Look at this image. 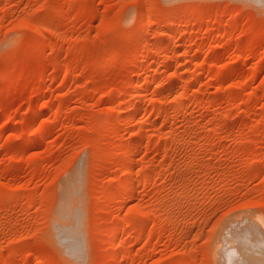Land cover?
I'll list each match as a JSON object with an SVG mask.
<instances>
[{"label": "rangeland", "instance_id": "374dc122", "mask_svg": "<svg viewBox=\"0 0 264 264\" xmlns=\"http://www.w3.org/2000/svg\"><path fill=\"white\" fill-rule=\"evenodd\" d=\"M230 219L264 233V0H0V264H217Z\"/></svg>", "mask_w": 264, "mask_h": 264}, {"label": "bare ground", "instance_id": "6f19581e", "mask_svg": "<svg viewBox=\"0 0 264 264\" xmlns=\"http://www.w3.org/2000/svg\"><path fill=\"white\" fill-rule=\"evenodd\" d=\"M124 182H125V179H124ZM63 189L67 190L66 188H63ZM68 196H69V193H68ZM64 198L66 199V197H64ZM67 211H68L67 213H69V209ZM62 213H63V211H62ZM71 213H73V211ZM60 214H61V212H60ZM69 214H67L68 217L65 218V219H68V221L66 220V223L67 222L69 223V220L71 219ZM73 215L75 216L74 213H73ZM73 215L71 214V217ZM76 216H77V214H76ZM59 217H60V215H59ZM60 220L62 222H64L62 219H60ZM74 221H72V222H74ZM77 221H78V219H77ZM246 221H247L246 219H245V222L242 221L243 224L246 225V223H247ZM248 221H250V220H248ZM62 222L59 223L58 226H56V228H61L60 226H61ZM227 222H228V224H227ZM227 222L223 224V225H226V224L227 225L223 228L222 232L219 234V237L217 236L218 238H216L217 239V240H215L216 242L213 241L214 247L211 245V248L213 247L214 248L213 251H215V252H213L214 256H216L215 253L218 254V259L215 258V261L218 262L217 264H264V233L260 231L261 229H259V227L256 224H254V225H256V227H258V229H259L258 230L252 224V223H254L252 221H250V224L248 223V225H246V226L245 225L241 226V220H238V222H237V221H234L233 219L231 221V219H230V220H227ZM238 223H240V225ZM235 224H238V225H235ZM62 225L64 227V223ZM72 225H76V223L72 224ZM69 226H70V224H69ZM77 226L78 225H76L75 230L78 229ZM70 227H68V224H67V225H65L64 228L60 229L61 230L60 234H59L60 238L65 243V245H60V247H62V249L64 247V249H66L67 252L69 251L68 254L66 252H64L67 255L71 254V256L73 255V257L74 256H76V257L80 256L81 257V255L83 256V253L81 252V245L83 244V242H81L82 239L80 237L76 236L79 234V232H77L78 230L75 231L74 229H71ZM70 230H72V231L74 230L77 234L75 235V232L74 231L71 232ZM58 232H59V230H58ZM58 232L55 231L54 235H57ZM57 237H59V236L57 235ZM82 251H83V249H82ZM78 257H77V260H75V262H79V260L81 259V258L78 259ZM69 258H71V257H69ZM73 259H75V258H73Z\"/></svg>", "mask_w": 264, "mask_h": 264}]
</instances>
